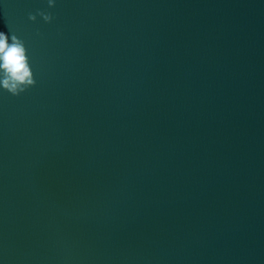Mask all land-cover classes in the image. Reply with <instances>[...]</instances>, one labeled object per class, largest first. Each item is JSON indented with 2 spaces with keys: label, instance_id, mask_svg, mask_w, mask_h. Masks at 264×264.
Listing matches in <instances>:
<instances>
[{
  "label": "water",
  "instance_id": "95a60500",
  "mask_svg": "<svg viewBox=\"0 0 264 264\" xmlns=\"http://www.w3.org/2000/svg\"><path fill=\"white\" fill-rule=\"evenodd\" d=\"M0 32L36 80L0 87V264H264V0H0Z\"/></svg>",
  "mask_w": 264,
  "mask_h": 264
},
{
  "label": "clouds",
  "instance_id": "9594fccd",
  "mask_svg": "<svg viewBox=\"0 0 264 264\" xmlns=\"http://www.w3.org/2000/svg\"><path fill=\"white\" fill-rule=\"evenodd\" d=\"M54 6V0H49ZM46 22H51V14L40 13ZM29 19L36 20V16L29 14ZM36 85L33 70L24 41L15 34L11 37L0 32V87L13 96H19Z\"/></svg>",
  "mask_w": 264,
  "mask_h": 264
}]
</instances>
